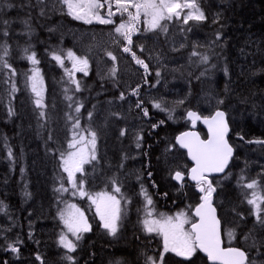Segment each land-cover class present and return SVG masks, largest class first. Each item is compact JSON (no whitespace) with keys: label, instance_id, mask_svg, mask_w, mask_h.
<instances>
[{"label":"trees","instance_id":"16d2710c","mask_svg":"<svg viewBox=\"0 0 264 264\" xmlns=\"http://www.w3.org/2000/svg\"><path fill=\"white\" fill-rule=\"evenodd\" d=\"M35 4L36 0H0V21L10 22V35L0 36V46L8 45L9 55L6 59L17 73L11 76L7 69L0 68V201L5 206V211L0 212V264H39L37 254L46 260V264H67L62 259L66 250L58 245L59 235L64 228L58 211L71 203L84 212L91 225V231L82 235L76 252L71 253L76 264H115L116 261L145 264V256L162 252L161 237L143 231L141 221L145 202L140 195L141 184L152 197L153 207L158 213L173 215L185 210L191 215L188 206L198 203L200 194L195 185L187 181L182 188L174 182L170 172L176 168L170 170L165 156L167 147L175 142V137L190 129L186 117H180L177 112L179 106L186 104L190 98L199 99L202 91L211 92L218 100H224L219 108L228 114L232 129L230 143L235 149L227 175L213 179L214 184L219 182L215 206L225 231L235 227L237 240L232 241L233 246L248 247L242 233L253 228L254 217L249 214L252 206L247 204L245 193L251 196L242 183L256 179L264 192V147L246 142L264 139V71H261L264 69V0H197L207 20L178 28L183 45L175 55L183 65L175 75V80L180 81L178 92L167 93L160 101L166 107H174L172 119L168 118L167 112L152 107V103L143 99V106L149 110V116L144 117L135 107L140 97L130 95V91L122 87L119 77L113 79L100 74L98 59L91 55L84 43L71 36L70 26L77 27L78 24L66 15L53 12L41 16L39 7L33 6ZM120 19V14L116 13L114 20L118 22ZM25 20L31 25L30 31L24 24ZM136 27L140 31L133 35V51L149 65L148 72L139 68V92L148 95L164 82L163 74L156 76L146 44L152 40L164 43L165 33L148 32L141 21ZM2 28L3 25H0ZM218 32L221 34L219 41L216 40ZM196 44L202 48H196ZM140 45L144 46L143 52ZM25 48L29 49L27 53ZM69 49L89 60L87 75L74 73V78L81 84L79 92L74 90L75 85L65 73V68H72V61L65 59V67H61L50 55L52 51L60 50L66 54ZM33 51L40 61L37 66L42 70L47 88L46 107L43 108L36 107V96L27 80L34 65L26 56ZM201 54L209 55L207 64L200 62ZM118 60L126 67L135 64L131 55L122 50ZM12 84L17 89L15 92L11 91ZM121 92L125 93L124 100L119 99ZM66 95L73 99L67 100ZM182 99L185 103L178 105L176 102ZM129 101L132 102L129 114L141 127L139 132L144 136V146L138 150L136 160L130 158L137 150L135 141L126 134L120 135L122 120L117 113L122 112L119 109ZM114 103L116 110L113 111L109 105ZM78 104H83L80 113L75 112ZM10 107L15 113L12 116L8 115ZM40 111L46 113L44 118L39 117ZM89 112L92 113L91 120ZM69 116L79 119L81 129H73L74 119L70 120ZM99 119L103 122L102 127L97 125ZM161 120L165 121L163 125L157 129L151 128L152 123ZM89 128L97 132L98 139L101 138L104 152L99 155L98 162L88 167L86 190L93 194L111 192L109 180L116 176L122 184L124 197L131 200V203L121 201L125 214L116 236L109 235L102 227L95 205L87 197L72 196L70 191H55L61 183L70 189L67 174L60 167V152L67 150L74 131ZM200 132L205 139V132ZM49 134L52 135L51 140L48 139ZM82 134L87 135L86 132ZM238 134L245 139H239ZM9 147L13 153L11 158L8 157ZM175 151L172 152V155L175 154L173 161L179 155V161H183L179 165L180 170L187 174L191 165L186 154ZM121 164L123 167H120ZM134 166L139 169L140 179L127 180L126 176ZM149 171L152 172L151 177L147 175ZM117 195L120 198V194ZM233 209L243 213V221L238 220ZM256 232L259 238L262 233L258 228ZM17 237L23 241L19 245V256L6 249V244ZM223 239L227 246L226 234ZM252 255L256 257L255 252ZM181 259L173 254L165 255L166 264H178ZM193 259L195 264H208L207 259L199 253Z\"/></svg>","mask_w":264,"mask_h":264},{"label":"snow or ice","instance_id":"6c2138e0","mask_svg":"<svg viewBox=\"0 0 264 264\" xmlns=\"http://www.w3.org/2000/svg\"><path fill=\"white\" fill-rule=\"evenodd\" d=\"M59 4L60 10L63 11L64 7L67 8V14L75 20H82L87 24H91L95 19L100 24H114V20L111 18L120 13L123 15L127 13L129 21L128 23H120L114 29L116 38L114 42L122 45V51L129 53L132 60L139 66H141L145 72H148L149 65L144 59L140 58L135 51H133V35L140 30L136 27V22L140 19L143 13L146 17H151L148 21V30L155 31L159 29L161 32H167V25L162 24L161 21L172 20L173 18L182 19L184 24H188L189 21H205L207 16L201 7L197 4L196 0H56V4H53V9ZM113 4L115 5V11H113ZM34 7H39V14L41 16L46 15L44 0H36ZM14 7V5H9ZM107 10V17L101 15V10ZM135 9V13L131 11ZM185 9H188L186 13ZM182 13L183 16L181 15ZM213 22H218L214 20ZM25 26L31 30V25L28 20L24 21ZM0 25L3 28L0 29V36L9 37V25L8 20L0 21ZM221 39V34H216V40ZM3 49V54L0 55V68L7 69L11 76H15L16 69L13 68L12 64L8 62L6 57L9 55L8 45L5 43L0 46ZM140 51H144V46H139ZM25 53L29 51L28 48L24 49ZM113 62L116 61L117 57L111 52L106 51L105 53ZM196 54V53H194ZM36 52H32L31 55L26 58L33 64L37 65L40 61L36 58ZM52 59L56 61L61 67H65V59L72 61V68H65V73L69 77L72 84L75 85V91L81 90V84L79 80L74 78L75 72H83L85 75L88 74L89 60L87 57L77 56L71 49L64 53V50L52 51L50 53ZM208 54L200 55V62L207 64L209 62ZM264 71V69H261ZM117 69L112 67L109 70V75L114 79L116 77ZM227 74V69H225ZM203 75V73H201ZM156 76H160V72H156ZM30 83V88L36 97H38L34 103L37 108L46 107L42 103L41 92L38 88L42 85V77L39 69L33 68L32 74L27 77ZM139 85L132 88L130 95L139 97ZM17 89L15 84H12L11 91L15 92ZM68 89H65V93ZM66 99L71 101L72 96H67ZM120 100L125 99V93L121 92L119 95ZM178 105H183L185 100H179L176 102ZM223 99L217 100V105H222ZM144 101L137 99L135 107L139 109L144 117L149 116V110L144 107ZM72 105L70 104L69 107ZM83 104H78L75 107V112L80 113ZM152 107L169 114V119H172V113L174 107L169 108L162 104L160 101H153ZM14 110L10 107L8 109V115H14ZM113 115H118L114 113ZM46 113L44 111L39 112V117L44 118ZM88 117L92 119V113H88ZM70 120L74 119L72 125L74 130L81 129L80 121L78 118L68 117ZM186 118L191 122L192 126L195 127L197 121H202L207 125L208 138L202 139L199 133L195 131L182 132L180 135L175 137V142L169 144L166 151L173 152L174 150L186 149L187 156L194 162L187 174L177 169L170 172L171 178L177 181L181 188L184 186L185 176L191 181L195 182V188L199 195V202L194 206L189 205L188 208L191 210V215L188 211L181 210L175 213V215H166L164 213H155L153 207L152 197L148 194V191L141 184L140 195L144 197L145 209L144 219L141 221L143 231L151 234L156 233L163 238V251L155 256H145V264H166L165 254L173 253L177 257L182 259L178 261V264H195L193 259L198 252L206 254L207 259L212 264H264V196H257V189L259 181L252 179L250 181L242 183V187L245 189L253 190L251 197L245 193V200L248 205L252 206L249 209V214L254 217L253 228L249 229L247 233H242L243 240L248 247L233 246L232 241L237 240L235 227L228 228L225 231L222 218L217 215V207L214 206L213 197L217 193L219 182L215 184L213 174L226 173L230 162L234 157V146L229 143V133L231 128L229 126V118L226 111L221 110L217 107L214 112L209 115L202 116L197 111L187 110ZM165 121L161 120L158 123H152L151 128L157 129L163 125ZM86 132L87 136L81 134ZM126 130H121L120 135L124 136ZM239 139L244 140L243 135L238 134ZM97 138L98 134L95 130L82 129L81 132L74 131L72 139L68 142L67 150L60 152V167L64 173H67V183L70 185L64 187L61 186L55 191L57 193L71 192L72 196L79 195L81 198L87 197L92 204L96 206V215L99 216L102 227L107 230L111 236H116L121 221L124 217V207L122 200L125 203H131V200L124 197L121 189L122 184L118 177L113 176L109 180L111 187V193L109 192H97L90 193L86 190L87 183V172L85 165L92 164L94 161L98 162L97 156ZM48 139H52V135L49 134ZM144 136L141 133L135 134V147L137 149L143 148ZM248 144H257L264 147V139H251L246 141ZM146 154V153H145ZM13 155L11 148H8V157L11 158ZM127 159V157H125ZM123 167V164L120 165ZM79 173L80 176L76 174ZM149 177L152 176V172H148ZM137 179H140L138 176ZM243 181L244 178L241 177ZM153 186L155 184L153 183ZM116 194H120V198H117ZM27 195V193H26ZM167 195V193H165ZM75 210V211H73ZM5 211L3 202L0 201V212ZM236 212V216L239 221L244 220L242 212ZM58 218L63 223L64 228L62 229L59 238L58 245L66 250L62 259L67 264H76V259L71 253H75L78 248V242L83 238L82 233L91 231V225L88 223L84 213L80 211L75 204H68L64 209L58 211ZM188 225L189 227H186ZM239 225L237 224L236 227ZM259 229L262 234L257 236L256 229ZM10 231V229H8ZM69 234L74 239L69 238ZM227 236L228 244L225 246L223 235ZM31 238V233L29 234ZM7 239V238H5ZM251 241L249 244L248 242ZM23 241L17 237L15 241L6 244V249L19 256L20 247ZM256 253V257L252 253ZM36 261L39 264H46V260L40 255H36ZM6 264V262H4ZM115 264H122L121 261H116Z\"/></svg>","mask_w":264,"mask_h":264},{"label":"rangeland","instance_id":"374dc122","mask_svg":"<svg viewBox=\"0 0 264 264\" xmlns=\"http://www.w3.org/2000/svg\"><path fill=\"white\" fill-rule=\"evenodd\" d=\"M196 2H197V0H196ZM44 4L47 5V7L45 8V12H49V13L53 12V13H57V14H61V15H66L78 24L77 27L70 26L69 32H70L71 36L79 39V43H84L85 47L88 50H90L91 55L95 56L98 59L97 68H98V71L100 74L104 75L105 77L110 76L109 70L112 67H115L117 69L116 77H119V81L121 82L122 87L125 88L126 90L131 91V89L134 88L135 85L141 84L140 83L141 76H140V69H139V68H141V66H139L135 63V64H128V67H126L125 65L118 63L119 53L122 49V45L114 42L116 35H117L115 33L114 29L120 23H128L129 18H128L127 13H124L123 15H121L120 13H117V14H120V18H121L120 21H118V22L114 20V16L111 17L114 20V24H100L95 19H93V22L91 24H87L82 20H75L71 16H69L67 14V8L66 7H64L63 11H61L60 10L61 6L59 4H57L56 8L53 9L52 5L56 4V0H44ZM113 11H115V5L114 4H113ZM131 11H133L135 13L136 10L131 9ZM187 11H189V10L188 9L184 10L185 13ZM183 14L184 13H182L181 15L183 16ZM101 15H103L105 18H108L106 8L104 9V14H102V10H101ZM150 20H151L150 16L146 17L142 13L140 16V19L136 22V26L141 21V23L144 25V28L148 32L160 31L159 29H157L155 31L148 30V28H149L148 21H150ZM161 23L167 25V32H164L165 33V42L162 43L159 40H152V41H149L148 44H146V47H148V54L150 57V62L154 66V68L156 69V72L159 71L160 74H163L162 80H163L164 84L161 83L156 91H154L148 95L147 94L144 95L142 93V91L139 92L140 100L144 99L149 103H152L153 101H162L167 93H173V92L177 93L178 92V84L180 81L177 78L175 80V75L178 74L180 68L183 66V65H181L180 60L177 59L175 56L178 53V51L183 47V45H181L182 40L180 39V31L178 30V28H184L189 23H198V22L197 21H189L188 24H184L182 19L173 18L170 21L169 20L161 21ZM170 26L172 27L171 30H169ZM195 46H196V48H202V46H200L199 44H196ZM106 51H111L117 57L115 62H113L105 54ZM33 68L39 69L40 75L42 77V85L38 88V90L41 92V96L43 98L42 103L45 105L46 92H47L45 79H44L42 70L37 65H34ZM31 74H32V72H31ZM110 78H112V77H110ZM37 98L38 97H36V99ZM217 100L218 99L215 97V95L213 93L208 92V91H202L199 99L192 100L190 98L189 100H187L186 104H184L181 107L179 106V109L177 112L179 113L180 117L181 116L186 117V111L190 109L193 111H197L202 116H206L207 114H211L212 112H214L215 109L220 106V105H217ZM193 101H195V102H193ZM189 102H193V103L190 104ZM172 105L174 106V103H172ZM111 106H112L113 111L116 110L115 103L112 105L110 104L109 108ZM124 106L125 107L122 106L119 109V111H122V112H117L119 115H121L119 118L122 120L121 126H120V124H118V125L120 126V128L122 130H126V135H128V137H130V139L132 141H135V134L140 133L139 129H141V127L138 125L137 122L133 121V119L131 117L132 114H129V111L132 110V108H131L132 102L129 101L128 104H126ZM97 125H98V127L103 126V122L101 119H99L97 121ZM83 135L87 136L86 134H83ZM201 135H202V133H201ZM98 138H97V156L99 158L104 152L103 151L104 143L101 141V138L100 139H98ZM138 150L139 149L133 151V153H132L133 155L130 156V158L132 160L137 159V157L139 155ZM177 150L180 151L179 148H177ZM173 155L175 156V154H173ZM173 155H172V152H167L166 156H165L166 161L169 163L170 170H173L175 168L177 169V166H179L180 164L183 163V161H179V160H181V157H179V155L176 156V158H177L175 160L176 163H174L175 161H173V159H174ZM98 161H99V159H98ZM89 166H90V164H87L84 166L86 169V172H88L87 170H88ZM137 169L138 168L136 166H134L133 171L128 176H126V179L130 180V181H135L136 178L139 176V171H138L139 169L138 170ZM76 175L80 176L79 173H77ZM247 190L251 196V193L253 190H249V189H247ZM255 191L257 192L258 197L264 196V192H263L260 184L258 185L257 189H255ZM109 193H111V192H109ZM77 196H79V195H77ZM83 198H86V197H83ZM117 198H118V195H117ZM144 202H145V200H144ZM71 204H74V203H71ZM77 208H79V207L77 206ZM95 210H96V206H95ZM73 211H75V210H73ZM80 211H82V210L80 209ZM155 213H158L157 209H155ZM173 215H175V214H173ZM84 216H85V214H84ZM143 219H144V217H143ZM186 227H189V226L186 225ZM83 234H85V233H82L81 235H83ZM151 235H157V234L151 233ZM157 236H159V235H157ZM159 237H161L162 244H163L162 236H159ZM69 238L74 239V237H72L70 234H69ZM167 254H173V253H166L165 255H167ZM173 255H175V254H173Z\"/></svg>","mask_w":264,"mask_h":264},{"label":"water","instance_id":"95a60500","mask_svg":"<svg viewBox=\"0 0 264 264\" xmlns=\"http://www.w3.org/2000/svg\"><path fill=\"white\" fill-rule=\"evenodd\" d=\"M186 119H187V118H186ZM187 121L190 122L188 119H187ZM190 124H191V122H190ZM229 126H230V124H229ZM230 128H231V127H230ZM200 129H202V130L206 133V139H207V138H208V129H207V125H205L202 121H197L195 127H193L192 124H191L190 130H188V131H195V132L199 133V135H200V137H201L202 139H204V138L202 137L200 131H199ZM231 136H232V129H231V131H230V133H229V137H228V138H229V143H230V137H231ZM252 145L260 146V145H257V144H252ZM179 150L182 151V152H184V153L187 155V150H186V149H179ZM234 157H235V152H234ZM234 157H233V159H234ZM233 159H232V161H233ZM187 160H188L189 164L191 165V167L194 166V162L191 161V159H190L188 156H187ZM232 161L230 162L228 169H226V173L228 172V170H229V168H230V166H231V164H232ZM224 175H225L224 173H221V174H213V177H210V178H211V179H214V178H221V177H223ZM185 180H187L190 184L195 185V182L189 180L186 176H185ZM174 182H175L177 185L180 186V184H179L177 181L174 180ZM213 202H214V206H215V194H214V197H213ZM217 215L219 216L218 209H217ZM198 253L201 254L205 259H207L206 254H204V253H202V252H198ZM207 261H208V264H212V262L209 261L208 259H207Z\"/></svg>","mask_w":264,"mask_h":264},{"label":"bare ground","instance_id":"6f19581e","mask_svg":"<svg viewBox=\"0 0 264 264\" xmlns=\"http://www.w3.org/2000/svg\"><path fill=\"white\" fill-rule=\"evenodd\" d=\"M11 44V43H10ZM115 147V146H114ZM21 167V166H20ZM241 170V169H240ZM135 171V170H134Z\"/></svg>","mask_w":264,"mask_h":264}]
</instances>
